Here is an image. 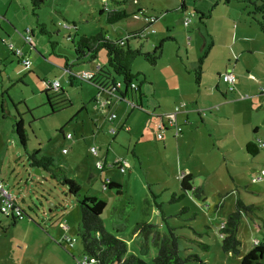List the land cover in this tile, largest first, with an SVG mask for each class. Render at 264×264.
<instances>
[{
	"label": "rangeland",
	"instance_id": "1",
	"mask_svg": "<svg viewBox=\"0 0 264 264\" xmlns=\"http://www.w3.org/2000/svg\"><path fill=\"white\" fill-rule=\"evenodd\" d=\"M183 2L187 7L185 13L180 9ZM120 7L130 13L141 10L142 14L158 18L141 40L129 37L132 49L151 53L160 41L172 39L165 41L156 66L142 57L132 64V72L140 74L136 84L147 91L143 94L153 107L143 108L149 114L142 113L146 123L140 121L139 127L147 130L149 141L137 148L140 160L131 153L132 148L127 156L120 153V157L131 163L125 174L116 169L97 170L88 145L81 141L73 148L72 141L61 133L62 129L65 137L72 135L80 140L77 135L82 126L88 133L92 130V124H87L90 113L100 119V124L114 123L100 115V110L94 111L92 105L89 112H79L77 128L75 120L81 108L78 99L89 95L90 85L75 81L70 86L63 67L68 62L75 70L96 71L106 64L105 51H100L93 62L77 61L72 41L77 34L91 36L103 29L115 39L146 27L143 18L133 16L109 25L106 13ZM103 8L106 10L101 14ZM253 11L254 4L247 0L228 3L225 0H42L36 10L29 0H0V22H5L3 26L12 36V39L6 37L4 43L0 39V84L3 80L7 91L4 102L0 97V183L25 212L23 220L15 226L11 218L0 215V264H78L86 255L78 232L81 211L77 199L68 196L67 187L46 171L39 175L30 167L28 153L36 149L40 155L54 159L56 171L61 169L64 176L79 183L81 197L106 203L101 215L105 229L125 241L127 256L154 264L158 253L153 241L155 232L161 239L174 237L182 257L197 255L205 264H239L241 256L258 243L264 244V149L255 157L246 152L248 142L264 143V96L257 97L262 103L255 102L250 92L238 86L240 93H229L224 99V85L220 83L221 89H214L219 73L233 69L227 60L233 54L242 57L244 42L256 34L264 37L249 14ZM197 12L211 14V18L200 22ZM185 18L191 20L189 26H185ZM6 19L13 21L16 31ZM42 25L49 34L40 32ZM26 28L34 32V49L23 38ZM212 37L216 45L209 51ZM189 38L192 47L188 45ZM205 39L208 45L203 48ZM51 42L55 43L54 47ZM11 45L31 60L30 69L18 64L8 48ZM260 45H264V38L258 41L257 46ZM206 52L198 83L199 60ZM255 62L261 64L262 71L264 53L258 54ZM223 63L229 69L222 67ZM241 67L242 59L238 62V68ZM252 73L257 77L262 75L258 71ZM241 74H248L245 68ZM44 80H60L66 95L74 92L69 98L75 104L70 100V107L51 113L44 94ZM247 81L243 82L249 88H256L255 82ZM261 83L260 87L264 88V81ZM199 90L206 93L201 101L195 98ZM212 90L221 101L208 97ZM185 94L194 96L196 106L187 100L185 107H180ZM178 108L181 111L178 125L182 135L186 133L184 138H174L170 128L163 131L164 141L157 140L154 132L148 133L153 119L157 121V116L162 114H177ZM182 116L184 119L180 121ZM20 118L28 135V152L19 145L13 127ZM139 118L135 114L134 121ZM110 130L105 132L115 138ZM122 135L128 134L123 131ZM134 143L132 140L128 146ZM185 174L195 177L192 185L202 193L181 194L180 179ZM110 178L121 185V193L116 188L104 187ZM238 203L242 206L237 209ZM237 211L240 217L236 237L240 245L239 254L235 255L223 250L222 229L228 217ZM140 223L154 227L136 233Z\"/></svg>",
	"mask_w": 264,
	"mask_h": 264
},
{
	"label": "trees",
	"instance_id": "2",
	"mask_svg": "<svg viewBox=\"0 0 264 264\" xmlns=\"http://www.w3.org/2000/svg\"><path fill=\"white\" fill-rule=\"evenodd\" d=\"M33 10L39 8L42 4V0H29ZM226 3L229 0H225ZM250 4H254V11L250 12L251 18L257 23L260 31L264 34V0H247ZM105 8V7H104ZM100 9V13H104L105 10ZM181 10L185 12L186 6L183 2L181 4ZM142 14L140 10L138 13H130L125 8H116L114 10H108L106 13V20L109 25H114L120 21H123L130 16H135L138 14ZM145 15V14H142ZM199 21L203 22L205 19H209V14L204 15L202 13H198ZM158 20V18L156 17ZM156 23V22H155ZM154 23V24H155ZM147 27V26H146ZM149 27V26H148ZM46 26L42 25L40 28V32L42 34H49L46 32ZM70 30V28H68ZM77 32V29L73 27ZM29 30L30 35L34 40V32L32 29L27 28L24 33ZM154 31V30H153ZM129 34V33H128ZM121 38H110L103 29L96 35L87 36L85 34L79 35L77 34L76 39L72 40L75 47V53L77 56V61L88 59L90 61H95L98 58V53L100 51H105L106 53V64L102 67L97 68L95 71V77L92 82L104 79H110L111 83L114 81H122L124 84L135 83L139 80L140 74H134L132 72V64L135 59L142 57L144 58L151 66H156L158 60L162 56L163 46L165 41H170L172 39H164L158 43V45L154 46V49L151 53L144 52L141 48L132 49L129 44V39L125 41L123 44L119 42ZM54 47L55 43L51 42ZM31 46V45H30ZM32 47V46H31ZM207 55V52L204 54ZM23 56V55H22ZM25 56V55H24ZM20 59L21 63L23 60H29L24 57ZM202 57L199 60V68L196 73V78L198 83H200L202 71V63L203 59L206 57ZM30 67H31V61ZM27 68V69H30ZM73 65H70L68 62L65 64V69L71 70ZM145 78V77H144ZM76 76H69V81L73 82ZM79 80V79H77ZM83 81V80H79ZM45 84V98L46 103L50 108L51 113H56L58 111L64 110L72 105L70 99L66 95V92L63 88H59L58 90H54L50 83V81L44 80ZM89 82V81H84ZM109 83V84H111ZM137 85V84H136ZM199 85V84H198ZM138 86V85H137ZM141 86V85H140ZM140 86L137 87L136 90L127 91L124 90L125 95L131 100H135L136 107L142 110V106L137 104L138 96L144 97L140 92ZM139 94V95H138ZM137 96V98H135ZM139 96V97H140ZM137 99V100H136ZM10 100V99H9ZM11 103H13L10 100ZM140 102V101H139ZM164 123V122H163ZM160 124V123H159ZM158 124V125H159ZM165 125L166 129L170 127ZM179 126V125H178ZM14 131L17 135V139L19 145L26 151L28 145V135L23 125V121L20 118L16 120L13 124ZM173 130L172 128H170ZM156 134V133H155ZM174 137L175 132L173 130ZM163 136V132H162ZM157 139V138H156ZM158 140V139H157ZM163 140V138H162ZM261 148L259 147V141H250L246 144V152L249 156L255 157L260 153ZM28 162L31 168L41 169L46 171L49 175L52 176L53 179L58 181L62 186L67 187L68 196L75 197L77 199V203L79 205L81 211V223L79 227V236L82 239L83 249L86 255L95 259L96 264H149L143 259L136 256H127V246L124 240L118 239L113 236L111 233L107 232L101 218L103 214L106 203L103 200H99L93 197L84 196L81 197L80 191L81 187L77 181L74 179H69L63 175L61 169L56 171L54 166V159L50 156H42L40 155V150L36 149L32 153H28ZM195 177L192 174H185L181 177V191L183 195L187 192H195L202 193L200 188H195L192 185ZM104 187L113 189L116 188L118 193H121V186L111 182L105 181ZM18 206V205H17ZM240 203L237 204V209L241 207ZM22 210V209H21ZM22 213L25 212L22 210ZM7 217V216H5ZM239 217L240 213H234L228 217V222L222 229L223 233H225L224 241H223V250L226 252H232L235 255L239 254V245L240 242L236 237L238 225H239ZM11 218V217H7ZM13 226L16 225L18 221L13 218ZM23 220V219H22ZM153 225L147 223H140L136 226V233L147 231L153 228ZM149 233H151L149 231ZM173 236V234H172ZM153 241L156 242L158 246L157 256L154 258V264H205L197 255H189L187 257H182L180 255L179 249L177 247L175 238H169L164 236L162 239L159 237V234L155 232ZM239 264H264V244L255 245L248 253L241 256Z\"/></svg>",
	"mask_w": 264,
	"mask_h": 264
},
{
	"label": "crops",
	"instance_id": "3",
	"mask_svg": "<svg viewBox=\"0 0 264 264\" xmlns=\"http://www.w3.org/2000/svg\"><path fill=\"white\" fill-rule=\"evenodd\" d=\"M186 11H187V7H186L185 12ZM209 15H210L209 16V19H210L211 18V14H209ZM6 22L9 23V24L14 25L13 21H11L10 19H6ZM4 23L5 22H0V39H1V42L2 43H4V40H5L6 37L9 38V39H12L11 34L4 28V26H3ZM14 30L15 31L17 30V28H16L15 25H14ZM128 35L131 36L132 33H129L125 37H121V38L122 39L123 38H126V37H128ZM260 35L261 34H256L254 37H251L250 40L244 42L245 43V50H242V53H240V54H242V57L241 58H239L238 56H236L235 54H233V57L231 56V58L227 60L228 61V66L229 67L230 66H233V69L228 70V71H231L235 75V85H234V90L233 91L230 90L229 86L223 81V79H222V75L223 74H220L219 73V75H218L219 82H217L216 85H214V89L220 90L221 88H220L219 84L222 83L224 85V88H225L224 89L225 92L222 93V96L224 97V99L228 98V94L229 93H235V92L240 93V91H239V89L237 87L238 86H241L242 90L248 91V92L251 93V96H252V98L255 99L254 100L255 102L262 103L260 99H257V97L264 96V88H261L263 86L261 82L264 81V67H262V71H261V69H259V67L261 68V64H255L256 63L255 62V58L257 57V55L264 53V45L263 46L260 45V47L257 46L258 45V41L260 40V42H261V40L264 38L263 36H260ZM136 39L141 40L139 38H136ZM245 39H247V38H245ZM146 40H148V39L145 38V41ZM254 42L256 43V45L254 44ZM189 43H190L189 47L190 46L192 47L191 40L189 41ZM206 45H208V40L207 39L204 40L203 48ZM209 45H210L209 51L215 47L216 43H215L214 37H212V43L209 44ZM35 46L36 45L34 43V45L32 46V48L34 49ZM8 48H10V46H8ZM10 51H11L12 56H14L17 59L18 64H22L21 61H20V59L22 57H19L18 55H16L13 50L10 49ZM209 51H208V53H209ZM208 53H207V55H208ZM22 54L24 56V53H22ZM207 55L205 57H207ZM240 59H242V65H243V67L238 68V62L240 61ZM1 66H2V64H0V75H2ZM31 66H32V62H31ZM223 66L224 67H227L229 69V67L226 66V63H223L222 64V67ZM263 66H264V62H263ZM63 68H64L66 74H68V77L71 76V75L72 76H76L77 74H80L82 72H87L86 69H81V70L80 69L79 70L76 69L75 70L74 68H71V70H69V69H65V67H63ZM242 68H245V70L247 71L248 74H246V76H243L241 74L242 73ZM238 70H240L239 74H238ZM252 70H253V72H256V71L261 72L262 75H260V76L257 77L254 73H252ZM89 72H95V71H89ZM240 76H241L242 80H240ZM246 78H247V80H250V81L255 82L254 85L256 86L257 89L254 88V87L249 88L250 86L246 85L243 82V81L248 82L246 80ZM10 80H11V78H10ZM55 81H58L60 83V87L63 88L60 80H55ZM75 81H79V80L75 79L73 82L70 81L69 82L70 83V86L75 85V83H76ZM236 81H237V83H236ZM3 82L4 81L2 80V82L0 84V97H1V102H4V94H6L5 92H7L5 90V86H4V83ZM81 82H84V81H81ZM12 83H14V82H11L10 84H12ZM84 83H88L91 88L89 87V95L86 94L83 98L80 97V99H78L79 100L78 102L81 103L80 104L81 108L79 109V111L77 113L78 116H77V118L75 120L76 121L75 124H76L77 128H78V125L80 124V121L79 120H80V117H81V115H80L79 112H82V111L89 112V109H90V107H92V105H95V106H93V110L94 111H99L100 110V115L106 116V118L108 117L109 119H110V117L112 115H116V118L113 119V120H111V121H114V123L111 122V123L107 124V122H104V123L102 122L100 124V122H99L100 119L97 118L95 115L92 116V113H90V115H89L90 120L87 122L88 125H91L92 124L91 125V129L92 130L90 131V133H88L87 130H85V127L82 126L81 127L82 128L81 129L82 131L79 132V134L77 135V136L80 137V140H75L74 137H72V135H67V137H65L64 131L61 129V133L63 134L64 138L72 141V145H73L72 147L73 148L77 147V145H78L79 142L84 141V143L88 145L87 148H89V150H88L89 154H90V149L92 147H97V149H98L97 155L96 156H92L90 154L91 157H93L95 164H96L97 161H103L106 164H113V163H115L118 160L119 161H126V162H128L129 159L126 160V159L120 157V153H124L123 155L127 156L128 155V152H129V149H131V148H132L131 153L135 157H137L138 160H140L138 158L139 157V154H138L137 148H138L139 145L143 144L145 142V140L146 141H149L146 138V134H145V131H147V130L144 129V128H140L139 127L140 121H143V122L146 123V121L144 120V116H143L142 113L149 114L146 111L144 112V109L143 108H146V109L149 110V108L153 107L152 104L149 105V99L148 98H147V100L145 99L144 94H147V91L141 89V87H140V92H141V94L144 97H141L139 94L138 95L140 97L139 96H138V98H137V96L135 97L137 99L141 98L140 100H138V103H137V104L140 103L139 105L142 106V109L143 110H141L140 108L132 107V105L128 104L127 102L117 100L115 97L110 96V94L108 92V87L110 86L109 83H111V81H110L109 78L108 79L102 78V80H98V81H95V82H84ZM243 86H245L246 88H244ZM258 86H259V88H258ZM82 89H83V87H82ZM254 89H255V91H254ZM7 90H9V89H7ZM212 91H211L210 94H208V97L212 98V100H216V99L219 100L220 98L215 94V90H212ZM71 93H73V95H74V92L73 91L67 92L68 98H69V96H72ZM205 94L204 93L202 94L201 90H199L198 91V96L195 97L196 100L197 101H201L200 98L201 97L202 98L205 97ZM186 95L187 94H185L182 97V100H183L182 103H183V105L180 106V107H185V105L187 103V100H188V102L190 101L194 105H195V103L197 104V101L193 102V99H194V96L193 95H189V97H186ZM226 95H227V97H226ZM247 98L249 99L250 97H247ZM9 99L12 100L10 97H9ZM70 100H73V104H75L74 99L71 98ZM133 101L135 102L134 99H133ZM220 101H221V99H220ZM161 104L162 103L158 101V106H161ZM222 104H225V103L222 102ZM148 105H149V107H146ZM198 112H201L202 115H203L202 110H199ZM180 113H181V111L179 109V111L176 114V121H177V124H179V125H180V122H179L178 115ZM135 114H138V116L140 117L136 121H134ZM171 114L172 113L159 115V116H157L159 118L157 121L153 119L152 120L151 131H148V133L154 132V135L156 136L155 133L157 131L158 124L161 123V121L164 122V123L167 122L168 121V116L171 115ZM181 119H184V116H182L180 118V121H181ZM186 119L189 120V116H187ZM104 121H105V119H104ZM82 123L85 124V121L82 120ZM145 123H143V124H145ZM98 126H99L100 130H98ZM124 126H126L129 130L128 131H125L123 129ZM105 130H110L109 133H111V135H113V137H115V138L109 137L108 133H106ZM167 130H169V129H166L164 132H167ZM121 131L122 132L123 131L127 132L128 135L127 136L126 135H122V132ZM256 131L258 132V129H256ZM182 134H183V132L178 137H174V134H172V136L174 138H179L180 136L184 138V136H185L186 133L184 135H182ZM164 139L165 138L163 136V141H164ZM132 140L135 143L133 144V146H128L129 142H131ZM116 142H118V143H116ZM111 153L113 154L112 156H110ZM128 164H129V168H130V165H131L130 161L128 162ZM107 168H109V169H115V168L110 167V165H106L105 169L102 170V171H105ZM109 181L114 182V183L120 185L119 183H117L116 181H114L111 178L108 179V182Z\"/></svg>",
	"mask_w": 264,
	"mask_h": 264
},
{
	"label": "built area",
	"instance_id": "4",
	"mask_svg": "<svg viewBox=\"0 0 264 264\" xmlns=\"http://www.w3.org/2000/svg\"><path fill=\"white\" fill-rule=\"evenodd\" d=\"M134 17L137 19L143 18V21L146 23V26H147V27L143 28L142 30H139L138 32L132 33L131 36L135 37V38L145 37L146 33H148V31H147L148 28L150 26H152L157 21L155 16H147V15H142L140 13L138 15H135ZM190 23H191V20L188 18H185V20H184L185 26H189ZM129 37L130 36L128 35V37H126V38H123V39L121 38L119 40V42L121 44H123L125 41H127L129 39ZM23 38L26 40L27 44H29L31 46L34 45V40H33V37L30 35L29 30H27L25 32V36ZM188 40H190V38ZM188 45H190L189 41H188ZM10 49L13 50L16 55L23 58V56H22L23 54L19 50H14L13 46H10ZM22 65L25 68H29L30 67L29 60H23ZM95 76H96L95 72L87 71V72H82L80 74H77L76 78L79 80L92 82ZM222 79L229 86L230 90L233 91L234 85H235V75L231 71H227L226 73H224L222 75ZM50 85L54 90H58L60 88V83L58 81H54V82L50 83ZM137 87L138 86L133 82L130 84H124L122 81L117 80V81H114L113 83L110 84V86L108 87V92H109L110 96L115 97L117 100L125 101L128 104L132 105V107H136V105H135L136 103L133 100H130L125 95L124 90L132 91V90H136ZM115 118H116V115H112L110 117V120H113ZM168 126L174 130L175 136H179L181 134L182 129L177 124L175 113H172L171 115L168 116ZM123 129L125 131L129 130L126 126H124ZM164 129H165V125L161 121V123L157 126V131H156V138L158 140H162V138H163L162 132ZM259 147L261 149H263L264 143L259 141ZM97 152H98L97 147H92L90 149V154L92 156H96ZM106 165L107 164L104 163L103 161H97L95 164V167L97 170L102 171L105 169ZM110 167L117 169L122 174H125L127 169L129 168V164L126 161H119L118 160L115 163H113V165H111ZM0 197H1L0 215L11 217L15 220H22L24 218V214L22 213L21 208L19 206H17L15 199L6 190H4L1 183H0ZM78 264H96V261H95V259L89 257L88 255H85L84 260L82 262L78 261Z\"/></svg>",
	"mask_w": 264,
	"mask_h": 264
},
{
	"label": "water",
	"instance_id": "5",
	"mask_svg": "<svg viewBox=\"0 0 264 264\" xmlns=\"http://www.w3.org/2000/svg\"><path fill=\"white\" fill-rule=\"evenodd\" d=\"M125 102V101H124ZM37 172V174L41 175L42 174V170L41 169H37V168H34Z\"/></svg>",
	"mask_w": 264,
	"mask_h": 264
},
{
	"label": "clouds",
	"instance_id": "6",
	"mask_svg": "<svg viewBox=\"0 0 264 264\" xmlns=\"http://www.w3.org/2000/svg\"><path fill=\"white\" fill-rule=\"evenodd\" d=\"M117 170V169H116ZM25 215V214H24Z\"/></svg>",
	"mask_w": 264,
	"mask_h": 264
}]
</instances>
